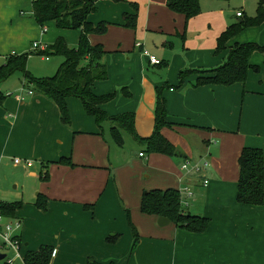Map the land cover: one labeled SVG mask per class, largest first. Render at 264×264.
<instances>
[{
    "label": "crops",
    "instance_id": "crops-1",
    "mask_svg": "<svg viewBox=\"0 0 264 264\" xmlns=\"http://www.w3.org/2000/svg\"><path fill=\"white\" fill-rule=\"evenodd\" d=\"M167 1L97 0V10L88 18L95 26L107 23L105 33L89 36L92 45L104 49L102 62L108 72V78L96 81L92 89L97 95L115 93L101 108L110 116L133 113L138 135L149 137L155 130L160 92L168 123L161 132L184 153L180 158L146 151L150 154L146 158L139 151L136 156L146 158L144 164L150 169L144 182L138 160L130 159L124 166L116 160L111 166L102 136L107 128L111 132L112 122L105 121L101 129L81 99H67L69 125L63 122L58 104L33 87L29 94L25 86L24 99L20 92L0 105V157H22L16 165L30 168L28 174L38 179L39 194L48 199L46 211L24 203L17 212L20 235L26 251H37L52 241L50 264H264V204L237 200L243 148L264 151V49L252 54L255 68L245 82L195 86L196 72L180 78L181 71L208 72L221 66L235 43L264 47L263 22L245 28L226 48L216 50L228 26L256 16L260 0H241L233 11L234 0H201V13L189 20L171 10ZM126 14L137 16L135 28L126 25ZM47 25L44 32L36 22L33 0H0V59L4 60L0 67L10 53L32 52L37 40L50 45L64 37L69 45H78L79 30L61 29L54 21ZM145 49L161 63L152 64ZM122 134L147 148L127 131ZM71 136L70 148L64 141ZM63 157H70L73 164L57 163ZM29 159L40 163L38 170L31 169ZM185 162L190 163L188 170L183 169ZM194 165L200 171L191 170ZM46 170L50 178L43 180ZM192 186H204V192L193 198L182 195L183 203L186 211L210 218L205 232L187 231L171 220L160 226V216L141 211L145 191L185 192ZM91 204L94 207H86ZM137 209L146 216L145 222H151L144 226L147 233L135 224L143 220L132 216ZM60 217L66 220L58 228L51 224L45 229ZM109 236H114L112 241Z\"/></svg>",
    "mask_w": 264,
    "mask_h": 264
},
{
    "label": "trees",
    "instance_id": "trees-1",
    "mask_svg": "<svg viewBox=\"0 0 264 264\" xmlns=\"http://www.w3.org/2000/svg\"><path fill=\"white\" fill-rule=\"evenodd\" d=\"M97 0H33V16L36 22L44 27L48 22L54 21L61 29L79 30L81 35L77 46H71L64 37H59L54 43L48 45L45 51H32L21 55L11 54L6 63L0 67V84L17 71L24 72L26 83L23 86L36 88L40 93L53 99L59 106L62 120L65 124L71 123V117L67 99L77 97L81 99L87 112L93 115L98 126L102 129L105 121L112 122L111 135L114 141L122 146L124 137L122 131L130 133L135 140L146 144L149 153H162L172 157L184 156L182 150L170 142L161 132L168 123L165 99L159 98L156 107V124L153 134L149 137H141L135 128V115L125 113L117 116L108 115L101 106L115 97V93L97 95L93 84L98 80L108 78V72L102 58L105 54L100 45H92L90 34H103L107 31V23L101 22L97 26L89 21V15L96 12ZM168 7L182 13L189 20L201 13V0H168ZM126 25L135 28L137 16L126 14ZM264 22V0H260L255 17H244L242 21L234 23L218 38L217 51L226 48L229 40L247 27L257 26ZM264 47L257 43H235L230 50L227 60L211 71H181L183 80L187 73H197L199 76L194 82L195 86L223 85L231 86L235 83L245 82L251 68V56L257 50ZM43 56L61 55L64 62L56 75L52 77L36 78L27 70L28 58L31 54ZM33 91V89H32ZM9 95L0 90V105ZM57 163L72 165L70 157L61 158ZM240 177L238 182L237 200L243 204H264V151L261 148L245 147L239 157ZM43 180L50 178L48 170ZM182 191L176 188L153 189L145 191L141 200V211L145 214L168 217L179 228L191 232H205L210 224V218L205 215H197L186 211L182 199ZM35 205L43 210H48V199L41 193L36 199ZM24 207L23 201H0V212L7 218H17V212ZM86 207H94L93 204ZM135 237L138 234L135 231ZM20 238L21 235H20ZM114 236H109L112 241ZM137 244V243H135ZM24 249L26 264H50L54 247L42 245L39 250L26 251Z\"/></svg>",
    "mask_w": 264,
    "mask_h": 264
},
{
    "label": "rangeland",
    "instance_id": "rangeland-1",
    "mask_svg": "<svg viewBox=\"0 0 264 264\" xmlns=\"http://www.w3.org/2000/svg\"><path fill=\"white\" fill-rule=\"evenodd\" d=\"M231 4H232L231 8L233 11V9L235 8L237 9L239 6H241L242 1L234 0L233 2H231ZM47 26L48 25L46 24L44 27L47 28ZM37 41H40V40H37ZM73 46H76V45H73ZM11 54L12 53H10V55ZM14 54L21 55L22 53L16 52ZM64 60H65L64 57L61 55H50L49 59H46L45 56L43 57V55H38V54L33 53L28 58L27 70L36 74V76L38 77H42V76L51 77V76L56 75V73L58 72ZM3 61H4L3 59H0L1 64L3 63ZM23 82L26 83L24 79V72L17 71L14 74L10 75L6 80H4L0 84V90L3 91L5 94H8L10 97L14 98L16 94L21 92ZM26 90H27V87H26ZM25 91L24 93L26 94ZM64 127L71 129V126L70 127L64 126ZM107 129H105V134L104 136H102V143L104 144V152H105L106 159L107 160L110 159V161L112 162L111 166L115 165L116 160L119 164L118 166L126 165L128 163V160L130 159H132L133 161L138 160L141 164L140 171L143 173V175L139 177L141 178V181L144 182L145 175L150 174L149 173L150 169H147L146 164H144L145 159L148 158L150 154L146 153V149L144 148V145L136 143V142H132L130 138L125 137L123 146L119 147L116 145V142H114L110 129L109 128ZM64 142H68V145L71 148L74 145V137L71 136L70 139ZM141 150H143L147 154L145 159L140 158L139 156H136L138 155V152ZM18 158L24 160L22 157H18ZM13 159L15 158L10 157V156L7 157L5 155L4 156L2 155L0 157V201H11V202L23 201L24 203L34 204L39 194V189L37 187L38 179L28 174V172L30 171V168L26 169L23 166H17L14 163ZM29 160L33 162V167H31V169L38 170L40 167V163L36 161L35 159H29ZM135 180H137V178ZM204 189H205L204 186H196V187L192 186V188H190L192 195L188 196L187 198H193V197L198 196L199 195L198 192H202V191L204 192ZM182 194L185 196L187 193L182 191ZM135 200L138 202V197H135ZM35 208L38 209L37 206H34L33 209ZM190 208L194 209V207H192V204ZM132 216L141 217L143 219L142 221H140V224L138 222H135V224L138 226L139 231L143 233L144 232L147 233L148 232L147 228L151 224V222L149 223L148 220L146 222L144 221V218H146V216H144V214H142L138 209L132 212ZM65 220L66 219H64L63 217H60L59 219H57L56 222L52 220L53 222H50L49 223L50 225H47L45 229L51 226V224L55 225V227L58 228L59 226L58 223L60 222L61 224ZM36 224H37L36 226L37 231L40 233L38 221H36ZM146 224H147V228L144 227ZM61 227H66V226L61 225ZM41 229H44V226L41 227ZM48 242H49V245L53 246L52 241H48ZM0 254H6L9 258H13L15 256V253L13 252L11 248L8 249V248L0 247ZM6 260H7L6 258L0 259V264H6L7 263ZM17 263L21 264V260L17 259Z\"/></svg>",
    "mask_w": 264,
    "mask_h": 264
},
{
    "label": "built area",
    "instance_id": "built-area-1",
    "mask_svg": "<svg viewBox=\"0 0 264 264\" xmlns=\"http://www.w3.org/2000/svg\"><path fill=\"white\" fill-rule=\"evenodd\" d=\"M238 16H242V12H238ZM43 31L47 32V28L43 27ZM140 45V43H138ZM48 45L44 44L42 41H35L33 43V51H45L47 50ZM144 54L149 57V60L152 64H160L161 61L158 59L156 55H153L148 50H144ZM50 56H45L46 59H49ZM24 91L25 87L22 88L21 93L19 94L20 99H24ZM29 94H32V90H28ZM141 156L144 155V153H140ZM15 164H20L21 159L15 158L14 159ZM190 166L189 162H185L183 165V169L188 170ZM191 170H194L196 172L200 171V168L198 165H194L191 167ZM208 183V180H205V184ZM185 192L192 195V192L188 189H185ZM22 228V222L19 219L15 218H5L2 213L0 212V247L2 248H8L12 249L15 253V256L13 258H9L6 254L5 258L7 259L6 264H18L17 259L21 260V264H26L25 261V253H24V242L23 239L20 238V229Z\"/></svg>",
    "mask_w": 264,
    "mask_h": 264
},
{
    "label": "water",
    "instance_id": "water-1",
    "mask_svg": "<svg viewBox=\"0 0 264 264\" xmlns=\"http://www.w3.org/2000/svg\"><path fill=\"white\" fill-rule=\"evenodd\" d=\"M158 223L160 226H165V225L170 224V219L165 216H160L158 219ZM5 256H6L5 254H0V259H4Z\"/></svg>",
    "mask_w": 264,
    "mask_h": 264
}]
</instances>
